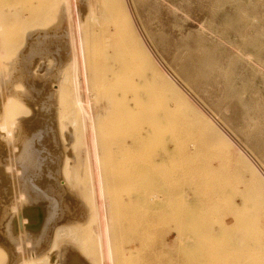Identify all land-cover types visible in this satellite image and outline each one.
Returning <instances> with one entry per match:
<instances>
[{
	"label": "rangeland",
	"instance_id": "obj_1",
	"mask_svg": "<svg viewBox=\"0 0 264 264\" xmlns=\"http://www.w3.org/2000/svg\"><path fill=\"white\" fill-rule=\"evenodd\" d=\"M69 2L0 0V264H264V0Z\"/></svg>",
	"mask_w": 264,
	"mask_h": 264
},
{
	"label": "bare ground",
	"instance_id": "obj_2",
	"mask_svg": "<svg viewBox=\"0 0 264 264\" xmlns=\"http://www.w3.org/2000/svg\"><path fill=\"white\" fill-rule=\"evenodd\" d=\"M68 2H69V0H68ZM63 3H65V1H63ZM68 4H70V2ZM64 7H66V6L64 5ZM66 9L64 8L63 10H66ZM65 12H68V11L66 10ZM123 16L125 18H127V19H131L132 20V18L130 16L129 9H126V11L123 14ZM78 24H80V23H77V25ZM78 27H80V25H78ZM69 38H70V36H69ZM70 40H71V38H70ZM75 40H74V45L76 43ZM69 43H71V42H69ZM141 43H142V40H141ZM2 47H4V43H3ZM2 47L0 48L1 50H2ZM0 53H1V51H0ZM71 55H72V53H71ZM77 58H79V57H77ZM0 66H1V64H0ZM70 67L76 68V59L75 58H73V60H71V66ZM20 72L21 73L25 72V70H23V69L20 70L19 69L18 73L20 74ZM166 81H167V83L169 85L171 93L173 94L172 95V99H175L174 98V96H175L174 94H176L180 98L179 102L183 103L186 107H192V108L197 110V107L194 105L192 100L186 95V93L183 90V88H185L189 92H190V90L184 85L185 83L183 84L182 82H180V80L173 73H171L170 70L167 71V73H166ZM82 84H84L83 80H82ZM71 85H73V93H74V98H72V100H71L72 112H75V115H77V118H76L77 120H78V118L82 119L83 121L88 120L89 124L87 123V125L89 126V132L91 133V138H92L91 145H92V148L94 149L95 142H96L95 141V137H94V134H95V126H94V123H93V119L94 118H92V116L88 113V111L85 108L86 105L88 106V103L87 104L83 103V101H81V98H79V80H78V76L76 74H74L72 76V84ZM58 89L60 90V87ZM84 104H86V105L84 106ZM90 108H91V105H90ZM5 109L8 110V106ZM173 110H174L173 112L176 113V111L178 109L173 107ZM8 113L9 112L6 113V119H9V117H10V115ZM90 113H91V111H90ZM199 115L201 117L203 116L205 121L209 125H212L213 127L218 128V129L220 128V127H217L218 125H216L217 123L220 125V123L218 122V119L215 116L212 115V117L210 118V117L205 116L202 112H200ZM220 126H222V125H220ZM222 128H223V126H222ZM36 137H38V136H36ZM88 138H89V136H88ZM242 163L245 164V166L250 170V172L253 175H255L256 179L258 180V182L260 183V185L264 189V179L262 178V175L257 173V171L252 167V165L249 163L248 159L244 156L243 153H242ZM95 164H97V162H95ZM95 170L98 172V169H97L96 165H95ZM100 184L101 183L99 182V189H98L97 194L99 193L100 198H102L103 197V194H102L103 192H102V189L100 188L101 187ZM94 189H95V185H93L91 183L90 184V190L92 191V194L94 193ZM100 200H102V199H100ZM97 207L98 206L95 207V217L99 220V223H98V227H99L98 231L99 232L97 233V235L95 237L96 238V247H97L98 252L102 255V257H104L106 260L109 261L110 257H109V249H108V237H107V231H106V225L107 224L105 223V217H104V214H103V202L101 201V208H102L101 209L102 210L101 214L98 213L99 209ZM17 233H18V235H16V237H17L16 239H18V241L15 243L16 240L15 241L13 240V237H14L13 236L12 238H10V241H11L10 243H12L14 245V249H13L14 252L13 253H15V256H18L20 258L19 260L21 261V264H46L43 260L37 259L35 257V255H34V253H30L29 254L28 252H26V250H25L26 246L24 245V243L22 242L23 240L21 239V238H23V235H25L23 233V228L22 229L21 228H17L16 234ZM26 257L28 259H26Z\"/></svg>",
	"mask_w": 264,
	"mask_h": 264
}]
</instances>
